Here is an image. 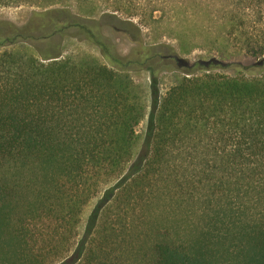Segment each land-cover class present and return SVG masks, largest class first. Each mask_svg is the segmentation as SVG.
<instances>
[{
  "label": "trees",
  "instance_id": "obj_1",
  "mask_svg": "<svg viewBox=\"0 0 264 264\" xmlns=\"http://www.w3.org/2000/svg\"><path fill=\"white\" fill-rule=\"evenodd\" d=\"M0 4L43 7L22 26L0 20V264L63 259L83 207L122 175L106 194L122 230L112 250L92 239L78 264H264V0ZM134 16L173 22L178 48L146 43ZM65 38L104 63L64 55ZM183 41L215 54L189 59ZM236 54L252 62L226 59ZM141 71L151 110L131 162L146 114L128 74ZM138 208L154 224L142 236L129 219Z\"/></svg>",
  "mask_w": 264,
  "mask_h": 264
},
{
  "label": "rangeland",
  "instance_id": "obj_2",
  "mask_svg": "<svg viewBox=\"0 0 264 264\" xmlns=\"http://www.w3.org/2000/svg\"><path fill=\"white\" fill-rule=\"evenodd\" d=\"M225 3V0H223ZM43 7H37L35 5H28V4H9V5H2L0 4V20H6L11 23H14L17 26H22L28 20L31 12L33 10H41ZM156 16L159 15V12L155 13ZM135 22L141 25L143 29V36L146 43L154 44V43H169L176 48L177 41L174 38V30H173V22H168L167 20H158L156 23L151 24H142L139 21V18L134 16ZM213 33H217L219 31V27L213 25ZM192 39V38H190ZM194 42H186L183 41V46L181 47L182 55H186L189 59L196 58L198 56H206L209 53L215 54L214 51L201 50L196 48L193 44ZM117 50L121 54H125L129 51L131 45L125 39H118L116 40ZM223 48L226 47L225 44L222 45ZM184 47V48H183ZM10 48H0V51L9 50ZM213 50V49H212ZM206 51V52H205ZM188 53V54H187ZM63 54L64 55H79V56H90L97 59L99 62L104 63V60L99 54V51L93 45L85 42V41H78L73 38H65L63 41ZM226 59L231 60L235 59L244 64H248L252 62V59L248 56L243 54H236L234 56L226 57ZM132 79L135 87V92L139 96L142 97V103L145 107V118L139 123L137 126V143L135 144L134 148V156L131 162L138 158L140 155L143 154L145 151L144 146L142 145L145 129H146V122H147V114L151 110V96L149 90V76L148 73L145 71L141 72H131L128 74ZM172 78L171 77H163L160 83V91L161 95L166 91L168 86L170 85ZM130 162V163H131ZM130 163L126 166L127 168L130 166ZM126 170L124 171V174ZM123 176V175H122ZM122 176L118 179H112L106 184H103L100 187L99 192L93 197L82 209L80 214L79 223L77 226L76 237L74 239L73 245L69 251V253L61 260L57 261L54 264H78L81 257L84 255L89 242L92 239H101L105 240V247H109V250H112L113 247V238H112V231L118 230L121 231V226L124 223H117L118 217H125L122 215L121 208L115 207L111 201L106 200V194L108 191L118 183V181L122 178ZM116 194V191H115ZM96 210L95 221L91 223V218ZM140 208L135 210L134 213H130L129 219H133V225L136 227L134 234H141V236L147 233L149 227H153L151 223H140ZM145 214H149L146 210H143ZM153 214V211H151ZM128 219V220H129ZM151 219L153 221L156 220V216L154 215ZM124 222V220L122 221ZM128 225V223H125ZM130 224V223H129ZM157 226H160V223H155ZM129 237L126 239L125 236H119L117 241L119 244H125L128 241ZM125 240V241H124ZM139 241V238L136 240ZM113 259V257L111 256ZM113 264H119V262L114 261Z\"/></svg>",
  "mask_w": 264,
  "mask_h": 264
}]
</instances>
